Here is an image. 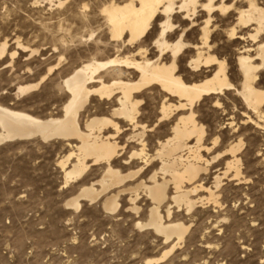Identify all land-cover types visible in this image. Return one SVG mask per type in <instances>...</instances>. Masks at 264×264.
<instances>
[{
	"label": "bare ground",
	"instance_id": "bare-ground-1",
	"mask_svg": "<svg viewBox=\"0 0 264 264\" xmlns=\"http://www.w3.org/2000/svg\"><path fill=\"white\" fill-rule=\"evenodd\" d=\"M55 1L63 5L61 0L44 3ZM100 14L114 56L83 63L63 76L60 117L41 119L0 105V144L36 138L64 141L71 148L57 162L64 187L81 179L89 167L104 165L96 182L99 188L83 187L67 202L75 210L81 207L80 199L92 202L115 190L106 197L103 209L114 213L119 198L126 195L128 211L137 216V201L143 194L150 204L145 223H137V228L151 230L163 238V244H170L160 258L145 263L159 264L184 242L190 228L172 220V210L189 215L198 207L219 209L222 181L243 180L241 140L204 158L203 153L209 155L219 139H213L212 147L204 145L206 132L196 119L199 104L212 100L219 108L220 98L233 91L247 111L241 124L264 130V0H124L104 5ZM223 40L226 46L220 43ZM227 48L236 57V84L223 56ZM16 54L7 51L6 42L0 44V63L8 59V65ZM56 70L50 67L36 84L18 86L15 96L36 90ZM94 101L98 106L91 112L88 107ZM145 101L154 105L152 127L142 122L140 108ZM102 106L108 108L106 116L97 114ZM164 126L169 127L167 136L156 137L150 147L147 134ZM228 126L232 130L233 122ZM222 158L224 168L207 186L203 177ZM119 160L121 166L134 165L136 170L121 173L115 167Z\"/></svg>",
	"mask_w": 264,
	"mask_h": 264
},
{
	"label": "rangeland",
	"instance_id": "rangeland-1",
	"mask_svg": "<svg viewBox=\"0 0 264 264\" xmlns=\"http://www.w3.org/2000/svg\"><path fill=\"white\" fill-rule=\"evenodd\" d=\"M61 1L62 6L56 1L51 5L44 0H0V44L6 42L7 51L17 52L14 62L0 63L1 106L41 119L60 117V104L65 101L63 76L83 63L114 56L100 9L124 0ZM224 41L220 43L226 46ZM230 49L223 56L236 84V57ZM55 66L57 70L36 90L15 96L18 86L36 84ZM234 94L222 96L219 108L213 107L212 100L201 102L196 119L205 129V146L212 147L213 139H219L209 155L203 153L205 159L231 142L242 141L243 180L222 181L219 209L198 207L189 215L172 210V220L190 228L184 242L159 264H264V130L241 124L247 111ZM91 105L88 110L93 112L97 101ZM153 107L145 101L140 108L142 122L149 127L156 121ZM107 113V106L97 112L98 116ZM168 129L148 133V145L153 146L156 137L165 138ZM70 151L62 140L0 144V264H145L168 251L170 244H163L161 236L136 226L145 223L150 204L143 194L137 201V216L128 211L126 195L119 198L114 213L103 209L106 197L115 190L92 202L80 199L78 210L66 205L83 187L95 184L99 188L96 182L104 171V165L89 167L81 179L64 187V173L57 162ZM222 160L203 177L207 186L224 168ZM115 164L123 174L136 170L134 165L121 166L120 160Z\"/></svg>",
	"mask_w": 264,
	"mask_h": 264
}]
</instances>
